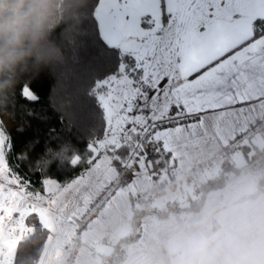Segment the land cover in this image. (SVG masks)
I'll return each mask as SVG.
<instances>
[{"label":"snow or ice","instance_id":"snow-or-ice-1","mask_svg":"<svg viewBox=\"0 0 264 264\" xmlns=\"http://www.w3.org/2000/svg\"><path fill=\"white\" fill-rule=\"evenodd\" d=\"M73 48L49 97L67 134L49 128L17 146L13 132L52 118L27 106L41 102L44 73L0 108L15 121L19 105L27 118L10 129L0 115V264H16L50 213L70 219L98 175L139 177L209 121L227 128L264 114V91H241L248 73L264 80V0H88Z\"/></svg>","mask_w":264,"mask_h":264},{"label":"crops","instance_id":"crops-1","mask_svg":"<svg viewBox=\"0 0 264 264\" xmlns=\"http://www.w3.org/2000/svg\"><path fill=\"white\" fill-rule=\"evenodd\" d=\"M262 0H255L257 5ZM244 83L246 87H242L241 91L247 94L255 95L264 91V80L260 75L252 76L250 73L245 75ZM3 117L6 114H2ZM264 118V114L249 113L237 125L223 127L215 120H211L208 126L211 129L210 134L206 131L203 134L182 140L174 148L173 157L168 158L169 163L174 167L178 174V182L175 188L177 192H184L185 181L192 174L193 170L201 162H209L215 160L218 151L221 149V143L235 131L244 127L253 118ZM9 124L8 122H6ZM258 147L264 146V134L257 136L252 142ZM243 149V148H242ZM239 150L235 156L243 157L240 164L246 163V155ZM235 162L234 155L231 157ZM117 173L98 175L92 180L87 192L83 194V202L71 213V218H55L50 213L48 228L50 236L47 240L46 248L42 254L39 264H66L67 256L66 245L71 243V239L75 237L76 221L81 212L88 205L89 201L99 192L102 185L109 179L115 177ZM150 166L147 167L139 177H136L133 183L134 191H126L128 198H135V193L151 185ZM167 194V198L163 201L158 200L147 206H160L171 198L178 199L172 195L171 189ZM252 190L251 192H253ZM239 198L232 203L221 206L212 214V219L196 220L188 223L183 228L174 227L169 230V235L164 239H159L154 243L152 250L140 249L133 247L128 251L127 257L122 264H264V193L258 197H245L250 194L249 191H237ZM125 196L122 192L114 198L113 203ZM136 203V202H135ZM133 203V205L135 204ZM140 206V205H138ZM200 210L186 209V212H200ZM113 207L102 215L101 218L95 220L92 227L98 224L103 225L105 221L112 215ZM216 214V215H215ZM90 228V229H91ZM89 234V233H88ZM73 241V240H72ZM136 246L135 242L129 243ZM202 246V253L196 254L195 250ZM70 250V249H69Z\"/></svg>","mask_w":264,"mask_h":264},{"label":"trees","instance_id":"trees-1","mask_svg":"<svg viewBox=\"0 0 264 264\" xmlns=\"http://www.w3.org/2000/svg\"><path fill=\"white\" fill-rule=\"evenodd\" d=\"M87 3L88 0H29L26 11L30 12V15L20 42L8 44L6 40L0 39V108L11 103L18 87L26 83L30 77L44 73V85L37 87L41 102L27 106L34 107L37 112L46 111L47 115L52 117L47 123L32 121L31 129L22 137L13 132V135L17 136V146L33 135H38L43 140L48 136L49 128H55L58 133L64 131V134H67V130L62 129V125L55 118L56 113L49 108V97L50 93L55 92L58 77L63 75L67 68L73 66L76 58L73 45L81 31ZM25 103L23 100L20 101L21 105ZM2 114L8 115V113H0ZM16 116V125L8 124L10 129H15L18 124L27 123V118L19 105H17ZM72 134H77L75 129H72ZM242 151L246 155V163L238 164L232 158L223 160L217 173L192 186L195 196H188V204L175 208L172 206H175L176 201L172 200L165 202L164 206L156 205L148 206V208H139L134 204L131 207L133 215L139 218L140 214L150 208L160 217L173 210H200L204 206L208 192L224 187L234 176H239L250 169L259 170V175L255 178L257 189L245 197H258L264 193V146L258 147L247 143ZM155 169L156 163L150 166V171L153 172ZM232 173H234L233 177ZM52 175H59L61 179L67 181L77 175V172L69 171L59 174L54 170ZM32 179L35 180L36 177ZM177 183L172 184L169 189ZM131 201L135 203V198H131ZM134 232L137 236L138 232L136 230ZM50 233L48 227H42L29 234L28 239L17 249L16 264H39ZM136 238L128 236L115 244L113 251L108 255L109 263L122 264L127 257L129 243L135 242Z\"/></svg>","mask_w":264,"mask_h":264},{"label":"rangeland","instance_id":"rangeland-1","mask_svg":"<svg viewBox=\"0 0 264 264\" xmlns=\"http://www.w3.org/2000/svg\"><path fill=\"white\" fill-rule=\"evenodd\" d=\"M3 118L10 125H16V121L9 119L8 115L4 116ZM210 132L211 129L207 127L206 133L210 134ZM226 139L224 141H226ZM235 154L237 153L234 152L232 154L230 153L228 155L223 156L221 148L218 151V155L216 156V158H214L215 160L210 159V162L209 160L206 162H201L198 167H195L193 169L195 173H192L187 178V180L186 178L185 181L182 180V183L185 187L184 192L181 190V192L179 193L176 191L175 188L171 189L172 195H174L175 197L177 193L179 195L177 197V200L171 198L172 201H176L175 206L172 207L175 208L176 206L184 205L185 203L188 204V196H195V194H193L192 192V186L200 180H204L209 176L217 173L219 170L218 168H220L221 162L223 160L231 158L232 155H234V158L235 160H237L236 162L238 164H240L241 160L245 161L244 156L237 157L235 156ZM258 175V169H250L239 176H234V173H232V177L234 176L233 179L228 181L224 185V187L208 192L205 202L203 204L204 208L202 211L186 212L185 210H173L169 211V213L163 217H160L156 214V212H153L151 210L152 208H150V210L147 209L148 211L140 214L139 218L134 216L133 209L131 208L133 206V203L131 199L128 198V193H126V191L131 189L134 191V188L131 185L122 191V194H125V196H122L119 201L115 200L114 203L112 201V203L110 204V206L113 207L112 215L107 219V221H105L103 225L98 224L95 228L92 227L82 239V251L79 255V264H110V259L108 256L109 253L113 251L115 244L122 240V238L128 236H133L134 238L137 237L135 241L136 246H131L129 244V252L133 247L152 250L154 243L157 242L159 239H164L165 237H167L169 235V230H171L172 227L175 226L176 229L177 227L179 229L180 227L183 228L192 221L201 219L210 220L212 219V217L210 216H212V214L214 216L213 212H216L217 214V210L219 207L224 206L225 204L232 203L237 200V198H239L237 191L251 192L252 190H256L257 185L255 178H257ZM167 194H165L166 196L159 197L158 199L163 201L165 198H167ZM135 202L136 205H140L139 208H148V204H146L147 201H145V203L136 199ZM160 206L164 205L161 204ZM135 230L138 232L137 236L134 232ZM73 239H71L70 241L72 242ZM66 251L67 256H70V250L67 249Z\"/></svg>","mask_w":264,"mask_h":264},{"label":"built area","instance_id":"built-area-1","mask_svg":"<svg viewBox=\"0 0 264 264\" xmlns=\"http://www.w3.org/2000/svg\"><path fill=\"white\" fill-rule=\"evenodd\" d=\"M264 134V118H253L244 127L229 135L221 148L223 156L237 152L247 143H252L257 136ZM151 172V185L145 189L136 191L138 201L151 203L159 197L166 196L169 187L178 180V174L167 159L161 158L156 163V169ZM136 176L130 177L127 172H120L106 181L99 192L89 201L88 205L80 214L77 221L76 233L73 241L66 245L70 249V256L66 264H79V255L82 251V239L89 232L93 221L102 217L107 211L113 199L125 188L133 186Z\"/></svg>","mask_w":264,"mask_h":264},{"label":"clouds","instance_id":"clouds-1","mask_svg":"<svg viewBox=\"0 0 264 264\" xmlns=\"http://www.w3.org/2000/svg\"><path fill=\"white\" fill-rule=\"evenodd\" d=\"M29 0H0V39L8 44H18L23 36L30 12ZM202 253V246L195 250Z\"/></svg>","mask_w":264,"mask_h":264}]
</instances>
